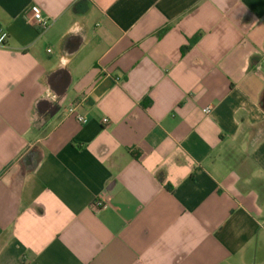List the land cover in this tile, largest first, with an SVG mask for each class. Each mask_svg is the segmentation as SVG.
<instances>
[{"label": "crops", "instance_id": "obj_1", "mask_svg": "<svg viewBox=\"0 0 264 264\" xmlns=\"http://www.w3.org/2000/svg\"><path fill=\"white\" fill-rule=\"evenodd\" d=\"M0 31V264H264V0H0Z\"/></svg>", "mask_w": 264, "mask_h": 264}, {"label": "built area", "instance_id": "obj_2", "mask_svg": "<svg viewBox=\"0 0 264 264\" xmlns=\"http://www.w3.org/2000/svg\"><path fill=\"white\" fill-rule=\"evenodd\" d=\"M32 14H33L34 20H36L43 28H47L49 26V19L47 17L43 16L42 11L39 7H33L32 8ZM7 39H8V33L5 31H0V47L6 46ZM212 110H213V107H207L203 110V113L206 115H209L212 113ZM69 113L76 115L78 122L81 124H86L88 122L87 118H85L84 116L80 115L77 112V107L75 105H73L69 108ZM103 123L108 124L109 120L107 118H104ZM103 208H105V202L103 200L97 199L93 203V209L94 210L97 211V210H101Z\"/></svg>", "mask_w": 264, "mask_h": 264}, {"label": "clouds", "instance_id": "obj_3", "mask_svg": "<svg viewBox=\"0 0 264 264\" xmlns=\"http://www.w3.org/2000/svg\"><path fill=\"white\" fill-rule=\"evenodd\" d=\"M82 31V29H81V27L80 26H73V27H71V28H69V33L70 34H73V35H79V33ZM68 63V61L67 60H63V62H62V66H64V65H66ZM49 95L51 96V93H49ZM51 98L53 99V100H55V96H51ZM171 159V157H169L168 158V160H170ZM168 160H164L163 161V163H168ZM163 166V165H162ZM169 178H171V177H169ZM5 183H8V181L7 180H5Z\"/></svg>", "mask_w": 264, "mask_h": 264}, {"label": "water", "instance_id": "obj_4", "mask_svg": "<svg viewBox=\"0 0 264 264\" xmlns=\"http://www.w3.org/2000/svg\"><path fill=\"white\" fill-rule=\"evenodd\" d=\"M24 163L27 169H32L35 167V155L29 154L25 157Z\"/></svg>", "mask_w": 264, "mask_h": 264}]
</instances>
